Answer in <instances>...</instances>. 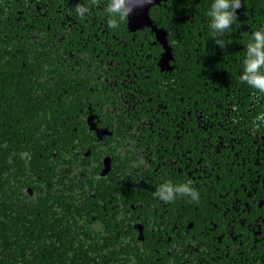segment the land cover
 Here are the masks:
<instances>
[{
    "label": "flooded vegetation",
    "instance_id": "obj_1",
    "mask_svg": "<svg viewBox=\"0 0 264 264\" xmlns=\"http://www.w3.org/2000/svg\"><path fill=\"white\" fill-rule=\"evenodd\" d=\"M8 1L0 21L17 17L25 39L27 18L13 5L27 1ZM48 1L34 6V41L44 33L56 45L67 41V68L56 79L76 87L74 123L84 144L57 155L60 144L48 142L60 136L55 128L37 136L53 158L43 151L30 162L22 153L21 164L9 155L0 178L10 195L7 213H32L38 193L55 186L76 191L86 222L121 248L146 251L151 264H264V95L240 80L246 44L264 27V0H242L220 37L207 29L212 0H155L148 15L137 8L117 29L108 26L107 0H92L82 17L78 0L72 7L58 1L54 17ZM57 17L59 26L41 31V19ZM169 180H191L199 199L160 200L156 189ZM70 201L59 196L56 204L67 212Z\"/></svg>",
    "mask_w": 264,
    "mask_h": 264
},
{
    "label": "trees",
    "instance_id": "obj_2",
    "mask_svg": "<svg viewBox=\"0 0 264 264\" xmlns=\"http://www.w3.org/2000/svg\"><path fill=\"white\" fill-rule=\"evenodd\" d=\"M26 1V3L23 1L13 5L15 11L23 9L22 17L27 18L26 31L23 32L25 39L20 35L23 23L21 25L16 20L17 17L11 20L5 17L0 21L4 24L0 27L1 179H5L4 173L9 170L10 166L8 167L7 164L9 155L21 164L24 160L22 153L28 155L30 162L35 161L34 158L39 157L43 151L46 152L45 155H48L47 158H53V153L49 155L47 149H44L47 143L42 144L37 139L38 134L42 132H45L46 137V134H54L52 129L58 128L60 136L48 140L50 145L56 140L57 144H60L56 149L57 155L58 152L59 155H64L65 152L73 150L71 145L75 144L76 148L81 149L84 144L82 141V144L78 146L77 142L82 137L83 127L76 126L74 123L77 112L75 108L78 104L73 99L72 92L76 87L71 90L69 87L72 82L67 85L62 83L60 77L56 79L67 68L65 63L68 54L65 45L67 41H63V44L58 41V45L60 43L62 45L59 48L55 44L56 37H53L51 33H44L41 40L45 39L43 41L45 44L40 42V39L35 42L34 40L39 37L37 33L40 31V26L37 27L39 30L32 27L37 22L36 12H38L34 6H37L36 4L45 6V2L49 1ZM58 1L64 5L68 3L69 7H72L77 0H51L52 11L49 13L52 17L55 16L53 9L56 8ZM78 1L87 3L89 7L92 5V0ZM171 1L175 2V0ZM8 2V0H0L1 7L8 5ZM166 8L168 7H163V9ZM98 14L100 13L97 12L96 15ZM41 20L42 32L48 30V24L60 25V17L54 21L51 18ZM87 26L92 27L89 21ZM2 31L4 32L1 33ZM77 31V34H80V30ZM88 32L85 30L82 35ZM77 34L72 37H83L82 35L78 37ZM26 45L27 56L25 57L23 48H26ZM25 62L27 67L24 66ZM43 77L47 78L46 81L41 79ZM52 80L54 83L51 84ZM51 90L55 91V95L48 97L53 94ZM55 104L59 105L57 111ZM48 116V120H44ZM64 117L68 119L65 122ZM65 157L66 155L63 156ZM39 174L43 178L47 177V171L44 168ZM52 187L49 186L45 191L38 193L37 207L32 213L27 211L22 213L23 217H19L16 214L7 213L6 207L11 204L7 201L10 195L5 187L0 186V264H151L150 259L154 257L147 258L146 251H136L126 246L121 248L113 238L107 237V233L97 229L95 223L86 222L78 205L76 191L71 195L64 189L55 192ZM41 190H44V186ZM59 196L74 198L73 202L70 201L72 206L67 212L56 204ZM66 204L68 205L67 202Z\"/></svg>",
    "mask_w": 264,
    "mask_h": 264
},
{
    "label": "clouds",
    "instance_id": "obj_3",
    "mask_svg": "<svg viewBox=\"0 0 264 264\" xmlns=\"http://www.w3.org/2000/svg\"><path fill=\"white\" fill-rule=\"evenodd\" d=\"M152 3V0H107L105 14L108 16V26L117 29L120 24L129 20L130 15L137 9ZM242 7V0H212L206 13L208 17L207 29L213 37H220L230 31L237 19V10ZM89 11L87 3L78 2L75 12L84 16ZM215 42L221 47L220 39ZM240 80L251 89L264 95V27L255 30L246 44ZM264 123V116L258 118ZM155 195L162 201L171 202L178 196L199 199V193L192 186V181L187 180L174 184L171 180L161 183Z\"/></svg>",
    "mask_w": 264,
    "mask_h": 264
},
{
    "label": "water",
    "instance_id": "obj_4",
    "mask_svg": "<svg viewBox=\"0 0 264 264\" xmlns=\"http://www.w3.org/2000/svg\"><path fill=\"white\" fill-rule=\"evenodd\" d=\"M154 2H155V0H152L151 4L146 5V6L142 7V8H139L140 12L143 13L144 15H148L149 8Z\"/></svg>",
    "mask_w": 264,
    "mask_h": 264
}]
</instances>
